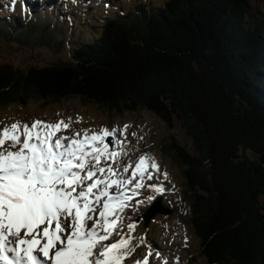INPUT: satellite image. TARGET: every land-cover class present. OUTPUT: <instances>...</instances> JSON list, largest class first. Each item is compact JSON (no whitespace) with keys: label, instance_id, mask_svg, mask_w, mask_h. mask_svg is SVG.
<instances>
[{"label":"trees","instance_id":"1","mask_svg":"<svg viewBox=\"0 0 264 264\" xmlns=\"http://www.w3.org/2000/svg\"><path fill=\"white\" fill-rule=\"evenodd\" d=\"M38 1L0 0L23 8L0 15V29L12 38L20 31L23 41L52 38L29 25ZM15 94L80 95L120 112L145 107L169 125L178 117L194 151L173 145L208 263L264 264L256 157L264 155V13L253 0L139 2L108 17L69 61L31 66L22 78L0 65V100Z\"/></svg>","mask_w":264,"mask_h":264},{"label":"snow or ice","instance_id":"2","mask_svg":"<svg viewBox=\"0 0 264 264\" xmlns=\"http://www.w3.org/2000/svg\"><path fill=\"white\" fill-rule=\"evenodd\" d=\"M70 128V117L0 127V264H125L135 251L130 233L136 224L127 225L128 233L121 229L133 200L129 193L166 191L145 185L150 170L160 171L147 154L121 167L124 140L117 138L115 148L107 140L118 129L67 135ZM155 199L148 195L136 203ZM151 255L149 250L134 264H150Z\"/></svg>","mask_w":264,"mask_h":264},{"label":"rangeland","instance_id":"3","mask_svg":"<svg viewBox=\"0 0 264 264\" xmlns=\"http://www.w3.org/2000/svg\"><path fill=\"white\" fill-rule=\"evenodd\" d=\"M165 1L39 0V11L33 14L35 19L29 25L35 28L34 31L50 32L52 38L29 37L23 41L18 39L20 31L12 38L0 29V65L9 64L22 78L31 66L69 61L73 49L81 42L94 38L102 30L108 17L135 10L139 2L159 6ZM253 3L264 13V0H253ZM48 4L54 9L47 10ZM12 6L0 4V15L8 17L10 10L15 9L22 14V7L13 9ZM67 13L69 17L72 15V20H69ZM69 117L71 128L67 135L84 130L100 131L105 127L118 129V136L113 137L114 143L110 146L116 147L117 138L124 140L127 155L121 158V167L127 161L134 164L142 154L154 158L160 165L159 172L150 170L152 179H145L144 183L163 185L166 189L163 194L154 193L147 187L140 190L139 196L129 193L133 195V200L122 214L121 229L128 233L127 225L136 224L135 231L130 233L134 238L132 243L135 251L125 264L142 260L149 250L152 252L150 264H173V260H169L172 255L175 264H209L202 252L200 238L192 226L191 198L187 192L184 173L186 165L177 157L173 145L177 142L189 151H194L192 137L182 121L175 117L173 125H169L148 108L138 107L120 112L80 95L54 98L34 94L22 97L15 94L6 101L0 100V127L17 120L30 124L35 119L56 122L60 119L67 121ZM125 125L128 126L126 135L123 131ZM164 172L168 173L167 179L164 178ZM128 175H131V170ZM148 195H155L156 199L162 196V205L171 212H157L146 223L144 213L156 199L150 205L146 201L142 205L136 202ZM261 203L264 205V194L261 196Z\"/></svg>","mask_w":264,"mask_h":264},{"label":"water","instance_id":"4","mask_svg":"<svg viewBox=\"0 0 264 264\" xmlns=\"http://www.w3.org/2000/svg\"><path fill=\"white\" fill-rule=\"evenodd\" d=\"M110 145L113 143V138L108 137L107 138ZM260 162L264 165V155L261 154L259 157ZM157 212H171L169 208H166L162 205V196H159L153 204L149 207L146 213H144V218L146 219V223L151 220L155 216Z\"/></svg>","mask_w":264,"mask_h":264},{"label":"bare ground","instance_id":"5","mask_svg":"<svg viewBox=\"0 0 264 264\" xmlns=\"http://www.w3.org/2000/svg\"><path fill=\"white\" fill-rule=\"evenodd\" d=\"M169 260H173L172 262H173V264H175L176 263V261L173 259V255H172V258L171 259H169ZM169 263H170V261H169Z\"/></svg>","mask_w":264,"mask_h":264}]
</instances>
